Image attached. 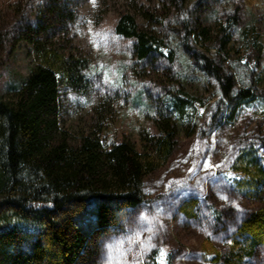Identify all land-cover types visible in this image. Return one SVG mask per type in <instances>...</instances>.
Instances as JSON below:
<instances>
[{
    "label": "rangeland",
    "instance_id": "374dc122",
    "mask_svg": "<svg viewBox=\"0 0 264 264\" xmlns=\"http://www.w3.org/2000/svg\"><path fill=\"white\" fill-rule=\"evenodd\" d=\"M14 12L36 31L22 30L9 50L0 35V98H12L39 63L28 41L34 35L90 63V93L69 92L59 118L71 137L97 128L104 109V142L127 139L142 151L144 137L160 133L166 120L174 133L172 156L157 157L143 178L136 216L97 237L88 264H156V250L161 264L167 255L169 264H210L204 245L228 250L238 225L264 202V192L248 195L251 183L264 181V55L254 68L244 60L249 38L257 34L264 43V0H0V27ZM122 13L173 57L140 60L136 40L116 32ZM233 18L237 24L225 32ZM194 51L236 83L231 98ZM245 167L252 177L240 185ZM255 251L246 264H264V245Z\"/></svg>",
    "mask_w": 264,
    "mask_h": 264
},
{
    "label": "trees",
    "instance_id": "16d2710c",
    "mask_svg": "<svg viewBox=\"0 0 264 264\" xmlns=\"http://www.w3.org/2000/svg\"><path fill=\"white\" fill-rule=\"evenodd\" d=\"M14 14L17 17L14 12L0 27L7 50L19 41L22 30L36 31L29 20L15 19ZM226 22L225 32L237 24L234 18ZM115 27L124 39L136 40L140 60L156 53L173 57L170 48L139 28L132 14L122 13ZM28 41L39 63L12 98H0V264H88L94 240L121 230L129 214L136 216L145 200L143 178L157 157L172 156L174 133L166 120L160 133L144 137L142 151L127 139L104 142V109L97 128L71 137L59 118L69 92L90 93L91 82L84 74L90 63L34 35ZM245 47L244 60L257 67L264 43L255 34ZM193 58L220 82L225 98H231L236 83L222 66L196 51ZM251 174L245 167L237 181L245 184ZM251 185L248 195L261 198L264 181L258 177ZM238 226L228 250L204 245L202 253L210 264H246L255 256L264 245V202ZM158 254L156 250V264H161Z\"/></svg>",
    "mask_w": 264,
    "mask_h": 264
},
{
    "label": "snow or ice",
    "instance_id": "6c2138e0",
    "mask_svg": "<svg viewBox=\"0 0 264 264\" xmlns=\"http://www.w3.org/2000/svg\"><path fill=\"white\" fill-rule=\"evenodd\" d=\"M122 103H123V102H122ZM153 115H155V114H153ZM229 175H231V173H229ZM225 199H227V197H225ZM160 255H161V256H164V252H163L162 249L160 250Z\"/></svg>",
    "mask_w": 264,
    "mask_h": 264
}]
</instances>
